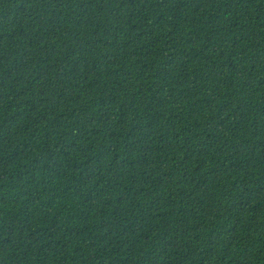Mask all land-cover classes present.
<instances>
[{
  "label": "trees",
  "instance_id": "16d2710c",
  "mask_svg": "<svg viewBox=\"0 0 264 264\" xmlns=\"http://www.w3.org/2000/svg\"><path fill=\"white\" fill-rule=\"evenodd\" d=\"M0 264H264V0H0Z\"/></svg>",
  "mask_w": 264,
  "mask_h": 264
}]
</instances>
